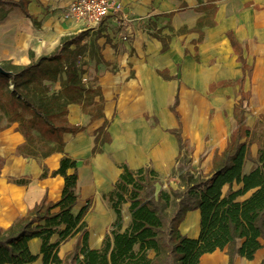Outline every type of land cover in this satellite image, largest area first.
<instances>
[{
	"label": "crops",
	"instance_id": "crops-1",
	"mask_svg": "<svg viewBox=\"0 0 264 264\" xmlns=\"http://www.w3.org/2000/svg\"><path fill=\"white\" fill-rule=\"evenodd\" d=\"M73 1L28 0V10L39 27L19 9L9 10L5 32L13 34L20 53H24L20 61L15 59L18 65L31 62L29 51L36 59L52 52L61 38L85 31L78 23L63 21V12ZM114 1L132 23L119 26L115 17H109L98 30L87 31L84 42L89 48L80 61L83 83L100 90L94 101L102 104V117L91 121L81 106L70 104L69 123L84 127V131L65 134L64 153L42 160L16 155V148L25 141L16 130L17 124L0 132V228L9 227L44 197L51 202L60 199L64 181L50 174L66 155L77 162L78 171L79 199L71 213L77 216L91 200L83 220L89 248L99 249L116 219L102 196L112 190L123 165L132 170L153 169L167 188L179 152L177 139L170 133L179 126L170 110L176 99L181 135L193 148L190 168L204 174L212 170L214 154L225 149L236 125L234 107L241 98L237 81L244 75L246 125H264V0ZM229 34L236 40V48ZM161 39L168 43L166 51H162ZM93 41L99 48L97 63L89 54ZM239 56L250 68L249 75L237 60ZM98 135L104 141L100 152L92 155ZM257 150L256 144L250 147L252 157ZM44 167L48 176L41 179ZM252 167L246 161L244 174ZM23 179L28 183H14ZM177 185V179L169 180L171 188ZM121 213L124 230L130 223L128 203ZM199 219L198 211L187 213L180 232L198 238ZM57 240L58 235H53L50 243ZM75 241L76 237L59 245L61 259L73 250ZM28 247L40 256V239H31ZM200 261L229 264L226 250L204 254ZM30 264H42L41 258ZM233 264H264V248L252 260L237 257Z\"/></svg>",
	"mask_w": 264,
	"mask_h": 264
},
{
	"label": "trees",
	"instance_id": "trees-1",
	"mask_svg": "<svg viewBox=\"0 0 264 264\" xmlns=\"http://www.w3.org/2000/svg\"><path fill=\"white\" fill-rule=\"evenodd\" d=\"M4 6L19 9L33 26L39 27L28 10V0H0V19L7 15ZM211 8L214 13L215 7ZM201 25L198 21V26ZM87 36V31L65 36L52 52L36 59L29 51V64L6 61L0 66L7 73L0 74V132L17 124L16 130L25 139L16 148V155L42 160L55 153L63 154V136L84 131V127L69 123L70 104L81 106L91 121L102 117V104L94 101L101 95L99 88L88 87L82 81L80 61L89 48L84 42ZM228 37L236 48L234 37L231 34ZM161 41L162 51H166L168 43ZM98 50L93 41L89 54L96 63ZM237 60L249 75L250 68L241 56ZM244 80L245 75L237 81L241 98L234 107L236 125L225 149L214 154L210 173L190 168L193 148L181 135L176 99L170 110L179 126L170 133L177 139L179 152L176 167L169 176L178 180L176 189L169 182L165 189L158 173L151 168L132 170L123 165L112 190L102 196L116 219L100 248L90 249L83 218L91 200L77 216L72 215L79 199L77 162L63 155L58 169L50 174L64 181L60 199L51 202L44 197L9 227L0 228V264H30L39 257L42 264H202V255L217 250H226L229 264L237 257L252 260L264 248V125L261 122L253 128L246 125ZM2 121L5 123L1 124ZM103 141L99 135L95 137L92 155L100 152ZM253 144L258 146L256 157L250 152ZM246 161L253 167L244 174ZM47 176L44 167L40 178ZM28 181L14 183L25 185ZM248 193L246 199L240 200ZM127 203L130 223L123 230L121 210ZM193 211H198L200 217L196 239L179 230L187 213ZM53 235H58V240L50 243ZM74 237L73 250L61 259L59 245ZM34 238L41 241L40 256L29 250L28 243Z\"/></svg>",
	"mask_w": 264,
	"mask_h": 264
},
{
	"label": "built area",
	"instance_id": "built-area-1",
	"mask_svg": "<svg viewBox=\"0 0 264 264\" xmlns=\"http://www.w3.org/2000/svg\"><path fill=\"white\" fill-rule=\"evenodd\" d=\"M109 17H115L119 26L132 23L114 0H75L62 15L63 21H73L85 31L92 32L98 30ZM83 82L86 80L83 79Z\"/></svg>",
	"mask_w": 264,
	"mask_h": 264
},
{
	"label": "rangeland",
	"instance_id": "rangeland-1",
	"mask_svg": "<svg viewBox=\"0 0 264 264\" xmlns=\"http://www.w3.org/2000/svg\"><path fill=\"white\" fill-rule=\"evenodd\" d=\"M4 9L8 13L9 10L12 8L10 6H4ZM6 16L3 19H0V66L6 61H12L14 64H19L15 62V59H18V61H20V58L24 55V53H20L19 51L20 49H18L15 40L12 39L11 36L13 34L8 35L5 32V29L7 28V25L4 21ZM4 123H5L4 121L1 122V124H4ZM260 131H261V128L258 129V133H260ZM168 179L172 180L173 178L168 177ZM169 180L166 181V183L169 182Z\"/></svg>",
	"mask_w": 264,
	"mask_h": 264
},
{
	"label": "water",
	"instance_id": "water-1",
	"mask_svg": "<svg viewBox=\"0 0 264 264\" xmlns=\"http://www.w3.org/2000/svg\"><path fill=\"white\" fill-rule=\"evenodd\" d=\"M0 74L5 75L7 74L1 67H0ZM9 74V73H8Z\"/></svg>",
	"mask_w": 264,
	"mask_h": 264
}]
</instances>
